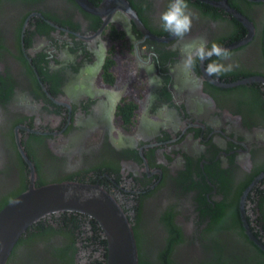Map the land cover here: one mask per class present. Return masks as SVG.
Segmentation results:
<instances>
[{"label":"flooded vegetation","instance_id":"af4514ba","mask_svg":"<svg viewBox=\"0 0 264 264\" xmlns=\"http://www.w3.org/2000/svg\"><path fill=\"white\" fill-rule=\"evenodd\" d=\"M168 3L0 0V205L27 186L18 141L34 185L90 182L114 198L138 264H264V0H188L198 18L183 40L161 27ZM201 40L239 67L187 72L181 50ZM71 213L4 264H104L99 226Z\"/></svg>","mask_w":264,"mask_h":264},{"label":"water","instance_id":"95a60500","mask_svg":"<svg viewBox=\"0 0 264 264\" xmlns=\"http://www.w3.org/2000/svg\"><path fill=\"white\" fill-rule=\"evenodd\" d=\"M17 140V138H16ZM28 163L27 186L0 207V264L28 226L37 220L62 212H79L92 218L106 241L104 264H138L130 223L114 198L94 183L77 180L33 184Z\"/></svg>","mask_w":264,"mask_h":264},{"label":"clouds","instance_id":"9594fccd","mask_svg":"<svg viewBox=\"0 0 264 264\" xmlns=\"http://www.w3.org/2000/svg\"><path fill=\"white\" fill-rule=\"evenodd\" d=\"M197 17L189 7L188 0H169L167 7L160 14L161 27L171 36H174L180 40L190 33L193 25V20ZM107 50L105 42L101 41L99 45L100 53H104ZM182 53L184 56L183 66L187 72H192L196 67L197 60L201 63L205 60L210 61L205 67V71L208 76L217 77L227 75L232 73L236 68L239 67L236 63H225V61H230L232 53L221 44L217 42H212L208 45L206 40H201L199 42L186 43L182 48ZM215 57V59H213ZM103 56H100L98 63L96 65V70L102 66ZM147 72L153 71V65L142 66ZM148 83L150 85L160 86L159 76L148 77ZM122 95L119 91H114L112 100L113 106H115L116 101L119 100Z\"/></svg>","mask_w":264,"mask_h":264},{"label":"trees","instance_id":"16d2710c","mask_svg":"<svg viewBox=\"0 0 264 264\" xmlns=\"http://www.w3.org/2000/svg\"><path fill=\"white\" fill-rule=\"evenodd\" d=\"M0 206H2V204ZM65 213L66 212H62V214H65ZM77 213H79V212H77ZM69 214H73V213L69 212ZM53 215L54 214H51L50 216H45L44 218H41V219L37 220L36 222L32 223L30 226H28L26 228V230L19 236V238L16 241L28 239L29 237H31L33 235H38V234L43 235V234L48 233L49 232L48 230H53V229L59 233L62 231L61 228H65V227L70 225L71 220H69V221L66 220L65 224L61 225L60 223H57V226H59L58 228H56L55 225H54V227H52V225L48 222H49V218L55 217ZM67 216L69 217V215H67ZM71 217H73V215H71ZM71 225H72V227H75L74 224L71 223ZM77 226H78V223H77ZM33 229H36L37 231L36 232L32 231ZM67 249H70V248H67ZM67 249L65 251L64 250L62 251L59 249L62 252L61 256L70 255L67 253ZM70 250H71V254H72L74 251H73V249H70ZM70 258H72V257H70ZM137 263H138V261H137Z\"/></svg>","mask_w":264,"mask_h":264}]
</instances>
